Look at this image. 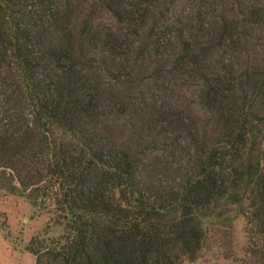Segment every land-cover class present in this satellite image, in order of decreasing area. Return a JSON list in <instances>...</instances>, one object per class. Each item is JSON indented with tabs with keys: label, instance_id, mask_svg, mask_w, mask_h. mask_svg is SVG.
<instances>
[{
	"label": "trees",
	"instance_id": "1",
	"mask_svg": "<svg viewBox=\"0 0 264 264\" xmlns=\"http://www.w3.org/2000/svg\"><path fill=\"white\" fill-rule=\"evenodd\" d=\"M0 170L35 264H264V0H0Z\"/></svg>",
	"mask_w": 264,
	"mask_h": 264
},
{
	"label": "rangeland",
	"instance_id": "2",
	"mask_svg": "<svg viewBox=\"0 0 264 264\" xmlns=\"http://www.w3.org/2000/svg\"><path fill=\"white\" fill-rule=\"evenodd\" d=\"M3 177L0 170V230L7 243L6 247L0 246L1 255L6 257L7 264H35V256L26 248L33 241L56 240L64 234V225L57 224L53 214H40L37 206L8 195L1 187L7 184L10 177ZM244 227L245 219L239 217L234 235L235 249L240 257L246 244ZM185 264H230V261L222 256L221 250L213 249L204 251L198 259L188 260Z\"/></svg>",
	"mask_w": 264,
	"mask_h": 264
},
{
	"label": "crops",
	"instance_id": "3",
	"mask_svg": "<svg viewBox=\"0 0 264 264\" xmlns=\"http://www.w3.org/2000/svg\"><path fill=\"white\" fill-rule=\"evenodd\" d=\"M7 243L1 235V230H0V246L6 247ZM6 257L1 255V249H0V264H7L6 262Z\"/></svg>",
	"mask_w": 264,
	"mask_h": 264
}]
</instances>
